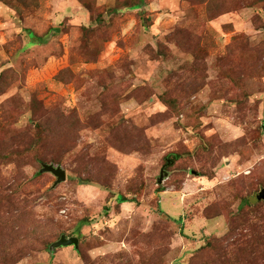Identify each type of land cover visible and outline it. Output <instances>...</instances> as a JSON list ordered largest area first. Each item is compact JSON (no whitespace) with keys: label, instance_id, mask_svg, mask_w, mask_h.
Here are the masks:
<instances>
[{"label":"rangeland","instance_id":"1","mask_svg":"<svg viewBox=\"0 0 264 264\" xmlns=\"http://www.w3.org/2000/svg\"><path fill=\"white\" fill-rule=\"evenodd\" d=\"M263 188L264 0H0V264H264Z\"/></svg>","mask_w":264,"mask_h":264},{"label":"water","instance_id":"2","mask_svg":"<svg viewBox=\"0 0 264 264\" xmlns=\"http://www.w3.org/2000/svg\"><path fill=\"white\" fill-rule=\"evenodd\" d=\"M41 172H50L57 177V183L66 180V171L61 166H55L54 164L44 163ZM164 178V173L159 178V181L162 182ZM258 199H264V188L257 195ZM79 239L76 236L67 237L66 235H62L58 240L52 243L51 248H58L64 245H78Z\"/></svg>","mask_w":264,"mask_h":264},{"label":"trees","instance_id":"3","mask_svg":"<svg viewBox=\"0 0 264 264\" xmlns=\"http://www.w3.org/2000/svg\"><path fill=\"white\" fill-rule=\"evenodd\" d=\"M32 33V32H31ZM34 35V34H33ZM37 39V38H36ZM43 163V162H42ZM87 181L85 180V179H80V183H86ZM118 200L120 201V202H125V201H134L135 199H129V198H127V197H125V196H123V195H120L119 197H118ZM258 200H260V199H258Z\"/></svg>","mask_w":264,"mask_h":264}]
</instances>
